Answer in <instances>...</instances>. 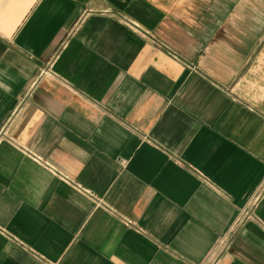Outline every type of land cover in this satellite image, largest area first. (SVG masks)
<instances>
[{
  "label": "crops",
  "instance_id": "crops-1",
  "mask_svg": "<svg viewBox=\"0 0 264 264\" xmlns=\"http://www.w3.org/2000/svg\"><path fill=\"white\" fill-rule=\"evenodd\" d=\"M221 243L264 264V0H0V264Z\"/></svg>",
  "mask_w": 264,
  "mask_h": 264
},
{
  "label": "built area",
  "instance_id": "built-area-1",
  "mask_svg": "<svg viewBox=\"0 0 264 264\" xmlns=\"http://www.w3.org/2000/svg\"><path fill=\"white\" fill-rule=\"evenodd\" d=\"M249 214H250V211H249V210H245V212L242 214V217H249ZM242 217H240V218L238 219V222H237L236 225H238V224L241 223V218H242ZM236 225H235V226H236ZM222 245H223V243H221V245L219 246L217 252H216L215 255L211 258V260L209 261L208 264H214V261H215L216 255H218V253L220 252Z\"/></svg>",
  "mask_w": 264,
  "mask_h": 264
}]
</instances>
